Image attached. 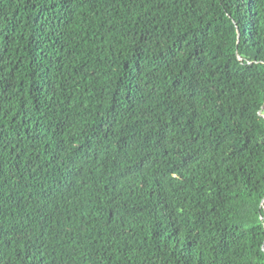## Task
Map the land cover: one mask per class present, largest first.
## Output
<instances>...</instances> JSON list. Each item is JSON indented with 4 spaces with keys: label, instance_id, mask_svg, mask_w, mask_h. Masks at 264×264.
<instances>
[{
    "label": "trees",
    "instance_id": "obj_1",
    "mask_svg": "<svg viewBox=\"0 0 264 264\" xmlns=\"http://www.w3.org/2000/svg\"><path fill=\"white\" fill-rule=\"evenodd\" d=\"M264 0H0V264H264Z\"/></svg>",
    "mask_w": 264,
    "mask_h": 264
},
{
    "label": "water",
    "instance_id": "obj_2",
    "mask_svg": "<svg viewBox=\"0 0 264 264\" xmlns=\"http://www.w3.org/2000/svg\"><path fill=\"white\" fill-rule=\"evenodd\" d=\"M263 108H264V105H263Z\"/></svg>",
    "mask_w": 264,
    "mask_h": 264
}]
</instances>
